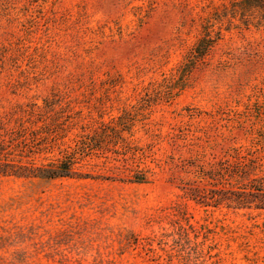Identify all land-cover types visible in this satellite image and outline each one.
<instances>
[{
	"label": "rangeland",
	"instance_id": "rangeland-1",
	"mask_svg": "<svg viewBox=\"0 0 264 264\" xmlns=\"http://www.w3.org/2000/svg\"><path fill=\"white\" fill-rule=\"evenodd\" d=\"M230 5L0 0L17 171L0 173V264H264V207L189 197L214 194L195 169L235 148L264 170V22ZM65 155L71 176L30 173Z\"/></svg>",
	"mask_w": 264,
	"mask_h": 264
},
{
	"label": "trees",
	"instance_id": "trees-1",
	"mask_svg": "<svg viewBox=\"0 0 264 264\" xmlns=\"http://www.w3.org/2000/svg\"><path fill=\"white\" fill-rule=\"evenodd\" d=\"M230 3V6H232V9L236 13L242 16H250L252 19H256L258 23L264 22V0H230ZM207 41L201 40L195 49L201 52ZM23 129L25 128H21L19 131ZM86 135L84 134L79 137V139L84 138L86 140V142L80 141V143L85 146L88 144V146H91L92 150H96L97 148H94L93 143L96 144L97 140H91L90 138L88 142ZM121 142L123 143L124 140H121L119 136L112 137V144L117 145L121 144ZM101 145L102 144L96 145V147H101ZM6 147L5 142L2 140L0 142V173L4 175L15 174L17 171L11 169L12 164L9 163V152H7ZM75 159V157L73 158L70 155H65L56 162L30 168L32 169L30 173L38 171L34 172L36 173L35 175L45 179L71 176L74 172ZM262 166L263 164L260 162L259 157L235 148L233 153L224 155L213 162L197 165V169H195L196 180L192 182H204L205 185L214 187V194L211 196L189 194V197L200 200L205 205L217 206L225 202L228 206L243 203L244 205L254 204L255 207H264V193H261L264 190V170ZM133 171L132 177L136 179V181L145 179L144 170L135 169ZM28 175L30 174L28 173ZM197 188L195 187V189ZM245 189H253L256 190V192L255 194H242L245 192ZM248 196L252 198H246Z\"/></svg>",
	"mask_w": 264,
	"mask_h": 264
}]
</instances>
